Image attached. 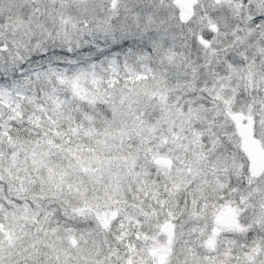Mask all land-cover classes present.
Returning a JSON list of instances; mask_svg holds the SVG:
<instances>
[{
	"label": "snow or ice",
	"instance_id": "1",
	"mask_svg": "<svg viewBox=\"0 0 264 264\" xmlns=\"http://www.w3.org/2000/svg\"><path fill=\"white\" fill-rule=\"evenodd\" d=\"M0 264H264V0H0Z\"/></svg>",
	"mask_w": 264,
	"mask_h": 264
}]
</instances>
